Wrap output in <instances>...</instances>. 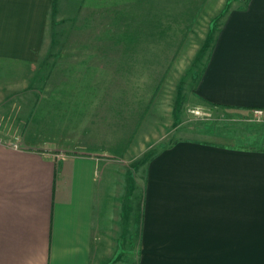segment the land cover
Returning <instances> with one entry per match:
<instances>
[{"label":"crops","instance_id":"obj_1","mask_svg":"<svg viewBox=\"0 0 264 264\" xmlns=\"http://www.w3.org/2000/svg\"><path fill=\"white\" fill-rule=\"evenodd\" d=\"M58 5L0 0V70L39 60ZM111 5L133 7L118 11L136 23L132 37H182L215 24L197 94L264 111V0ZM7 85L0 116L14 114L17 98L18 116L30 117V96L14 93L25 83L0 81ZM40 123L35 136L30 126L20 138L0 129V264H264V148L179 139L138 164L117 133L57 146Z\"/></svg>","mask_w":264,"mask_h":264},{"label":"rangeland","instance_id":"obj_2","mask_svg":"<svg viewBox=\"0 0 264 264\" xmlns=\"http://www.w3.org/2000/svg\"><path fill=\"white\" fill-rule=\"evenodd\" d=\"M112 1L118 2L60 0L46 52L34 64L2 67L0 81L24 82L14 93L30 96V117L18 116L22 103L15 98L14 116H0L3 132L20 138L30 126L35 136L44 121L48 142L78 147L87 132L117 133L125 137V156L138 164L179 139L264 148V115L211 104L197 94L215 24L201 22L182 37H132L136 23L120 20L118 11L133 7ZM10 88L0 86V92Z\"/></svg>","mask_w":264,"mask_h":264},{"label":"built area","instance_id":"obj_3","mask_svg":"<svg viewBox=\"0 0 264 264\" xmlns=\"http://www.w3.org/2000/svg\"><path fill=\"white\" fill-rule=\"evenodd\" d=\"M252 114L255 117H261L262 115H264V111L260 108H255V109H252Z\"/></svg>","mask_w":264,"mask_h":264}]
</instances>
